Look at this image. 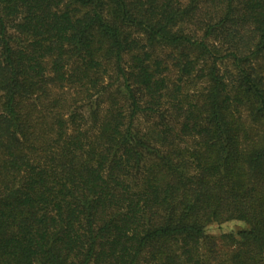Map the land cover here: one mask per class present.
Masks as SVG:
<instances>
[{
	"label": "trees",
	"instance_id": "1",
	"mask_svg": "<svg viewBox=\"0 0 264 264\" xmlns=\"http://www.w3.org/2000/svg\"><path fill=\"white\" fill-rule=\"evenodd\" d=\"M0 264H264V0H0Z\"/></svg>",
	"mask_w": 264,
	"mask_h": 264
},
{
	"label": "rangeland",
	"instance_id": "2",
	"mask_svg": "<svg viewBox=\"0 0 264 264\" xmlns=\"http://www.w3.org/2000/svg\"><path fill=\"white\" fill-rule=\"evenodd\" d=\"M177 76V71L172 69L169 72L170 82H173L177 78ZM186 87L189 91H193L198 87V85H196V87H188V85H186ZM246 227L247 226L244 223L239 221H231L223 224H213L207 228L206 234L215 238L220 255H226L227 253H230V251H232L233 247L230 242H228V240H226L224 237L230 234L236 235Z\"/></svg>",
	"mask_w": 264,
	"mask_h": 264
}]
</instances>
